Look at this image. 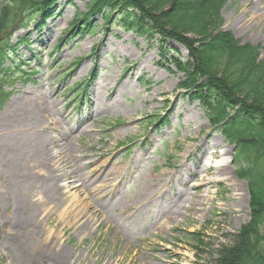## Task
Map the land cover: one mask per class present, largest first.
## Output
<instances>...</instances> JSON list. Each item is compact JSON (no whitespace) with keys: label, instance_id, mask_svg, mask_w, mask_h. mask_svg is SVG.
<instances>
[{"label":"rangeland","instance_id":"obj_1","mask_svg":"<svg viewBox=\"0 0 264 264\" xmlns=\"http://www.w3.org/2000/svg\"><path fill=\"white\" fill-rule=\"evenodd\" d=\"M5 2L0 0V23ZM88 10L87 0H58L51 16L36 17L29 28L18 24L11 34L0 30V49L9 56L1 68L10 69L0 130L11 107L21 110L27 97L37 95L48 103L45 115L56 112V123L73 142L80 162L109 159L124 169L118 181L108 183L116 211L78 230L77 219L58 210L43 226L62 233L59 243L65 244L71 264H218L220 251L250 220V192L248 179L238 176L235 146L219 131L221 124L213 126L181 87L184 73L175 61L188 59L187 48L169 37L165 43L159 35L149 40L124 30L121 22L104 26L99 14L93 17L100 26L94 35L71 36L76 14ZM223 33L254 48L263 62L264 0H226L211 35ZM71 90H78L75 99ZM42 133L47 140L57 137L52 130ZM5 142L0 138L1 155ZM224 165L227 173L218 174ZM70 178L62 185L72 184ZM76 192L69 188L67 201ZM140 193L152 198L129 210ZM8 196L0 185V264H28L37 242L22 245L12 236L15 197ZM81 198L96 205L93 197ZM179 204L185 207L183 216L168 222ZM79 209L72 214L77 216ZM121 218L128 231L117 224ZM85 220L79 217L78 225Z\"/></svg>","mask_w":264,"mask_h":264},{"label":"trees","instance_id":"obj_2","mask_svg":"<svg viewBox=\"0 0 264 264\" xmlns=\"http://www.w3.org/2000/svg\"><path fill=\"white\" fill-rule=\"evenodd\" d=\"M57 1L6 0L0 30L11 34L18 24L28 28L36 17L51 16ZM225 3L226 0H88L89 13L78 12L68 31L71 36L94 35L100 26L93 17L99 14L104 26L110 21L121 22L124 30L149 40L159 35L158 41L165 43L169 37L187 48L188 59L175 61L176 69L184 73L181 87L192 102L204 109L213 126L221 124L219 131L235 146L238 176L248 179L250 192V220L233 244L220 251L218 264H264V61L258 62L256 50L241 45L230 34L211 35ZM39 24L40 20L38 27ZM6 50L0 49V108L8 99L3 85L10 69L1 68ZM146 83L149 82L143 84ZM164 121L159 120L157 127Z\"/></svg>","mask_w":264,"mask_h":264},{"label":"bare ground","instance_id":"obj_3","mask_svg":"<svg viewBox=\"0 0 264 264\" xmlns=\"http://www.w3.org/2000/svg\"><path fill=\"white\" fill-rule=\"evenodd\" d=\"M96 93V89H93V95ZM24 102L21 110L11 107L12 113L6 117L0 130V138L6 141L3 143L5 154L0 153L2 194L9 197L11 192L15 197L16 213L10 231L22 245H29L30 241L37 242L31 254L27 255L28 264H71L65 244L59 243L62 233L53 234L52 228H45L43 224L58 210H62L69 219H77L78 230L86 228V224L98 218H106L117 210V206L110 201L113 194L108 192V183L118 181L123 176L124 169L116 168L110 164L109 159L99 160L94 164L80 162L75 155L73 142L65 138L66 131L56 123V112L54 116L45 115L47 101L33 95ZM45 129L54 131L57 137L47 140L42 133ZM224 155H228V152ZM227 169L224 165L217 172L226 174ZM68 176L75 180L72 184L62 185ZM69 188L76 189L77 192L74 198L67 201L65 193ZM82 195L87 199L95 198L96 205L91 207L84 203ZM150 198L152 196L140 193L128 209L142 206ZM77 206L80 209L75 214L77 216H74L72 210ZM122 208L125 210L127 207ZM183 208L184 205L179 204L168 222H177L183 216ZM186 208H191L190 202ZM81 216L86 217V220L78 225ZM117 224L128 231L126 220H117Z\"/></svg>","mask_w":264,"mask_h":264}]
</instances>
